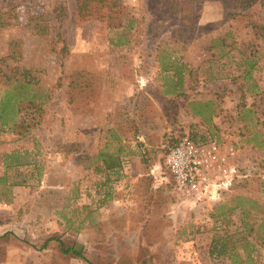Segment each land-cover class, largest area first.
I'll return each mask as SVG.
<instances>
[{
    "label": "rangeland",
    "instance_id": "obj_1",
    "mask_svg": "<svg viewBox=\"0 0 264 264\" xmlns=\"http://www.w3.org/2000/svg\"><path fill=\"white\" fill-rule=\"evenodd\" d=\"M106 2L0 0V264H264V0ZM186 135L236 169L216 197L165 166Z\"/></svg>",
    "mask_w": 264,
    "mask_h": 264
},
{
    "label": "built area",
    "instance_id": "obj_2",
    "mask_svg": "<svg viewBox=\"0 0 264 264\" xmlns=\"http://www.w3.org/2000/svg\"><path fill=\"white\" fill-rule=\"evenodd\" d=\"M219 159L216 142L207 147L186 135L170 148L165 165L180 190L213 198L219 189L232 183L236 172L235 168L225 170L218 166L220 172L213 176L214 163H219Z\"/></svg>",
    "mask_w": 264,
    "mask_h": 264
},
{
    "label": "trees",
    "instance_id": "obj_3",
    "mask_svg": "<svg viewBox=\"0 0 264 264\" xmlns=\"http://www.w3.org/2000/svg\"><path fill=\"white\" fill-rule=\"evenodd\" d=\"M92 1H96V3L100 4L99 6H97V10L98 11H102L104 8L107 9L108 8V5L107 4V0H78V3H79V9H80V12L82 13V11H84V9L86 10V8H88V5H89V2H92ZM240 1H244V0H240ZM245 1H248V2H253L254 0H245ZM171 7V6H170ZM177 7V6H176ZM184 10H174V8H168V11L173 13V14H182ZM194 12L192 11V14ZM185 18V17H184ZM183 18V19H184ZM184 30V33H188L189 31H191L190 28L188 27H185V28H182L181 29V32ZM8 83V82H7ZM17 83L20 84L19 86L22 89V92H25L26 89H28L30 86V82L26 80H17ZM5 90V93L3 94L1 100H0V124H1V127L2 125H9L11 121L14 120V117L17 113V110H16V103L22 98V97H25L24 95L21 96V93L17 91H13L11 92L8 88H4ZM25 99V98H23ZM9 127H11L9 125ZM179 140V139H178ZM178 140L174 141L171 146L169 147L167 153H166V156L170 150L171 147H173L177 142ZM122 151V148H118L117 151H114V152H106V151H103L101 152V158H102V166H98L97 170L99 171H102L103 173H105V177L107 179V181L110 180V173L111 172H117L119 169L122 168L123 166V160L121 158V156L119 155L120 152ZM166 156H165V160H166ZM23 164V163H21ZM19 165V163H18ZM18 165L16 164V166L18 167ZM166 166V165H165ZM16 167V168H17ZM100 167V168H99ZM101 169V170H100ZM0 181L3 182V185H9V186H15V185H21V186H26L27 185V180L25 178H22V180H15V181H12V182H8V178L6 176H1L0 177ZM110 196L111 197V194L108 192L107 193H104V197H108ZM104 202V200H102V202L100 201V204H102ZM151 209V208H150ZM145 211V210H144ZM151 216H150V220L153 221V217L155 216H158V210L157 208H152L151 210ZM154 223L152 224V228L149 227V230L152 231V232H160V229H161V226L160 224H156L157 226H153ZM7 235V232L4 233V234H1L0 235V238L2 237H6ZM60 241V240H59ZM60 245H61V250L64 254H72V255H75V256H78L84 260H86V254L84 252V248H83V244H80L78 242H73L72 244H67L63 241H60ZM224 251H222L221 253H223Z\"/></svg>",
    "mask_w": 264,
    "mask_h": 264
}]
</instances>
